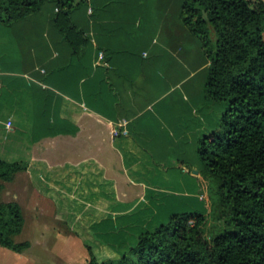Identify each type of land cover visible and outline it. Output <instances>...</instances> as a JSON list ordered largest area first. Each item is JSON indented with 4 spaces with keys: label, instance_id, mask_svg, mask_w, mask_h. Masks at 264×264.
Listing matches in <instances>:
<instances>
[{
    "label": "crops",
    "instance_id": "crops-1",
    "mask_svg": "<svg viewBox=\"0 0 264 264\" xmlns=\"http://www.w3.org/2000/svg\"><path fill=\"white\" fill-rule=\"evenodd\" d=\"M80 2L73 46L51 4L0 19V158L29 161L0 192L19 177L36 188L24 184V204L18 192L0 202L36 215L63 205L77 239L66 215L121 252L173 213L198 211V140L227 106L205 98L208 64L181 0Z\"/></svg>",
    "mask_w": 264,
    "mask_h": 264
},
{
    "label": "trees",
    "instance_id": "trees-1",
    "mask_svg": "<svg viewBox=\"0 0 264 264\" xmlns=\"http://www.w3.org/2000/svg\"><path fill=\"white\" fill-rule=\"evenodd\" d=\"M75 1L0 0V19L11 23L51 4L73 46L70 33L78 29L70 14L83 3ZM181 8L183 23L199 39L208 64L205 98L227 106L220 127L199 138L197 153L204 177L218 182L229 229L209 239L206 214L175 212L168 222L142 232L135 246L118 252L79 219L73 225L66 218L84 243L88 264H264V0H181ZM4 86L1 80L0 91ZM187 166L193 170L191 163ZM28 168L27 160L0 158V191ZM24 225L18 202H0L1 247L27 251L30 241L17 240Z\"/></svg>",
    "mask_w": 264,
    "mask_h": 264
},
{
    "label": "rangeland",
    "instance_id": "rangeland-1",
    "mask_svg": "<svg viewBox=\"0 0 264 264\" xmlns=\"http://www.w3.org/2000/svg\"><path fill=\"white\" fill-rule=\"evenodd\" d=\"M202 179L203 200L196 210L207 215L204 231L210 239L229 229V226L221 212L217 180L212 177H202ZM26 183L24 177H19L16 184L0 192V201L10 199L13 193L18 192L24 204V184ZM29 189L34 192L36 188L32 184ZM63 208V205L57 204L58 213ZM23 210H25L26 225L17 240H28L31 246L23 253L0 246V264H88L89 255L83 243L65 226L60 214L53 210L45 215H36L31 207L23 208ZM65 218L73 220L72 215H66Z\"/></svg>",
    "mask_w": 264,
    "mask_h": 264
},
{
    "label": "built area",
    "instance_id": "built-area-1",
    "mask_svg": "<svg viewBox=\"0 0 264 264\" xmlns=\"http://www.w3.org/2000/svg\"><path fill=\"white\" fill-rule=\"evenodd\" d=\"M103 57V52L101 51L100 52V58H102ZM1 68H0V85H1ZM7 124H8V126H11L12 125V121L11 120H8V122H7Z\"/></svg>",
    "mask_w": 264,
    "mask_h": 264
}]
</instances>
